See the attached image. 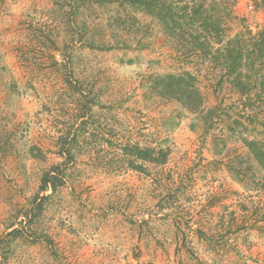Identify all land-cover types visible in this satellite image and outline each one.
Wrapping results in <instances>:
<instances>
[{
	"label": "rangeland",
	"instance_id": "1",
	"mask_svg": "<svg viewBox=\"0 0 264 264\" xmlns=\"http://www.w3.org/2000/svg\"><path fill=\"white\" fill-rule=\"evenodd\" d=\"M227 26L246 94L122 0H0V264H264V0Z\"/></svg>",
	"mask_w": 264,
	"mask_h": 264
},
{
	"label": "trees",
	"instance_id": "2",
	"mask_svg": "<svg viewBox=\"0 0 264 264\" xmlns=\"http://www.w3.org/2000/svg\"><path fill=\"white\" fill-rule=\"evenodd\" d=\"M131 7L140 8L161 26L169 42L175 43L185 61L211 58L213 69L241 94L249 91V78L243 70L254 69L256 48L249 50L244 33L228 34L227 22L231 18L235 0H122ZM249 35V34H248ZM264 39V30L259 33ZM250 39L253 37L249 36ZM250 41V40H249ZM256 46V45H255ZM248 61V62H247ZM207 62V61H206ZM210 63V62H209ZM247 80V82H245ZM195 78L188 72L181 75L158 77L152 82L160 95L181 102L190 110L198 109L200 98L195 88ZM255 160L264 166V148L249 142ZM136 157L149 160V150L136 148ZM151 151V150H150ZM53 172L42 179L45 188L56 189Z\"/></svg>",
	"mask_w": 264,
	"mask_h": 264
},
{
	"label": "built area",
	"instance_id": "3",
	"mask_svg": "<svg viewBox=\"0 0 264 264\" xmlns=\"http://www.w3.org/2000/svg\"><path fill=\"white\" fill-rule=\"evenodd\" d=\"M250 9H251V7H250Z\"/></svg>",
	"mask_w": 264,
	"mask_h": 264
}]
</instances>
